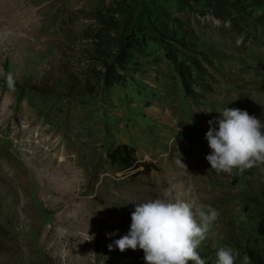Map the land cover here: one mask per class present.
I'll return each instance as SVG.
<instances>
[{"label":"rangeland","instance_id":"obj_1","mask_svg":"<svg viewBox=\"0 0 264 264\" xmlns=\"http://www.w3.org/2000/svg\"><path fill=\"white\" fill-rule=\"evenodd\" d=\"M0 69V264H145L114 243L127 203L188 190L219 212L206 264H264V165L205 158L225 108L264 123V0H0ZM118 144L147 173L111 165Z\"/></svg>","mask_w":264,"mask_h":264},{"label":"clouds","instance_id":"obj_2","mask_svg":"<svg viewBox=\"0 0 264 264\" xmlns=\"http://www.w3.org/2000/svg\"><path fill=\"white\" fill-rule=\"evenodd\" d=\"M0 73L10 91H15L12 72ZM218 130L210 127L206 133L211 153L205 158L216 175L235 176L246 170L264 165V123L255 115L239 108H225ZM214 122L209 121L211 126ZM177 165L186 168L181 159ZM190 190L178 193L175 199L156 198L146 202L130 200V230L114 241L124 252L127 249L143 250L145 264H206L198 249L206 240L219 212L211 205H197L186 199ZM114 235V234H113ZM93 237L90 236L91 240ZM112 248V245H109ZM215 264H236L239 253L225 245L217 251ZM242 264H249L247 255Z\"/></svg>","mask_w":264,"mask_h":264},{"label":"trees","instance_id":"obj_3","mask_svg":"<svg viewBox=\"0 0 264 264\" xmlns=\"http://www.w3.org/2000/svg\"><path fill=\"white\" fill-rule=\"evenodd\" d=\"M177 73L181 74V71L178 70ZM133 153V148L126 144H118L107 154L106 157L111 165L117 166L120 170H130L143 167V170L147 173V164L136 162ZM256 232L264 240V218L259 220Z\"/></svg>","mask_w":264,"mask_h":264},{"label":"bare ground","instance_id":"obj_4","mask_svg":"<svg viewBox=\"0 0 264 264\" xmlns=\"http://www.w3.org/2000/svg\"><path fill=\"white\" fill-rule=\"evenodd\" d=\"M61 172V171H60ZM58 173V172H57ZM62 173V172H61Z\"/></svg>","mask_w":264,"mask_h":264}]
</instances>
